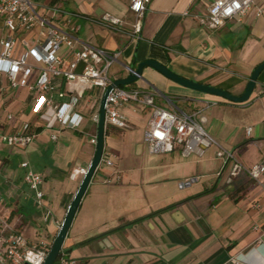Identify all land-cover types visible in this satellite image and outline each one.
Wrapping results in <instances>:
<instances>
[{"label": "crops", "instance_id": "crops-1", "mask_svg": "<svg viewBox=\"0 0 264 264\" xmlns=\"http://www.w3.org/2000/svg\"><path fill=\"white\" fill-rule=\"evenodd\" d=\"M212 1L150 0L137 33L130 0L44 4L88 19L108 15L120 21L111 27L82 20L76 35L78 48L85 43L120 51L111 66L116 67L110 71L112 80L126 77L125 67L151 59L180 77L240 95L264 62V0L255 3L263 10L260 17L252 9L241 22L229 20L215 30L201 27L195 18ZM130 86L156 91L162 107L169 99L184 111L200 109L204 129L242 165L264 160V70L249 99L239 104L184 88L150 67ZM73 95L54 98L65 102ZM100 98L98 89L78 96L74 111L82 119L76 129H47L30 116L29 90L9 89L0 74V247L20 235L32 254L49 249L83 177L71 174L87 169L94 155L91 140ZM121 111L128 127L108 126L104 134L103 151L114 156V167L94 172L62 245L66 257L74 264H232L235 257L241 264H264V174L257 182L244 173L218 177L223 161L215 156V147L188 157L179 149L149 154L142 144L148 109L127 104ZM25 122L33 134L30 143L8 146L2 138L26 133ZM24 162L26 169L20 166ZM27 169L43 176L39 202L23 180ZM115 175L117 182H105ZM189 178L196 180L179 189L178 183Z\"/></svg>", "mask_w": 264, "mask_h": 264}, {"label": "built area", "instance_id": "built-area-1", "mask_svg": "<svg viewBox=\"0 0 264 264\" xmlns=\"http://www.w3.org/2000/svg\"><path fill=\"white\" fill-rule=\"evenodd\" d=\"M150 0H130L128 8L135 15L133 32L140 30L139 20ZM259 0H213L206 10L195 15L201 27L215 30L221 28L229 20L241 22L254 9V15L260 17L263 10L255 7ZM188 15V13H184ZM90 20L104 26H115L120 23L108 15L100 19H88L86 16L68 12L55 4H44V0H0V74L7 81L11 90L26 88L32 95L30 116L37 117L47 129H76L81 116L76 113L78 96L87 90L98 89L100 96L112 83L110 68L118 61L120 51H108L100 47L81 43L76 37L80 31V21ZM81 65V71L76 72ZM128 73L133 72L125 67ZM36 72L34 79L32 75ZM60 79L59 83L56 82ZM64 86L65 89H62ZM74 94L68 101L61 99L66 93ZM161 95L151 89L138 87L115 86L108 94L105 104V127L117 129L128 127V121L121 111L122 106L136 104L149 111L146 129L142 135V144L149 154L159 155L179 149L183 157L191 154L201 155L204 150L215 147V156L222 160V168L218 177L227 173L230 178L240 173L250 179L259 181L264 174V160L249 167L242 165L232 150L220 147L215 139L204 129L206 118L200 109L184 111L167 99L168 106L157 103ZM216 104V102H213ZM11 116L7 115L6 119ZM98 122V115L94 116ZM26 133L4 136L2 139L8 146L25 147L33 134L29 131V123L23 124ZM251 127L246 128L247 136ZM95 144V138L91 140ZM21 168L26 169L27 163ZM114 167V156L102 153L97 167ZM86 168L75 169L71 177L83 176ZM28 189L34 199L39 202L43 192L41 184L43 176L26 170L24 177ZM118 176L108 178L106 183L117 182ZM196 178H189L178 183V188L190 186ZM1 203V199H0ZM23 239L13 235L4 247H0V264H41L47 251L36 250L35 262L29 260ZM232 264H241L238 258H230ZM58 264H74L61 252Z\"/></svg>", "mask_w": 264, "mask_h": 264}, {"label": "water", "instance_id": "water-1", "mask_svg": "<svg viewBox=\"0 0 264 264\" xmlns=\"http://www.w3.org/2000/svg\"><path fill=\"white\" fill-rule=\"evenodd\" d=\"M129 69H131L133 72L128 73L126 77L115 79L112 81L110 85L107 86L105 91L103 92L99 108H98V122H97V133L95 137V151L94 155L92 157L91 162L89 163L85 174L83 175L81 182L79 184V187L69 204L67 211L65 213V216L58 228V231L53 239L52 244L50 245L49 249L47 250L46 256L41 264H55L57 261V258L62 252V245L65 240V237L69 231V228L71 226L72 220L74 218V215L76 213V210L78 208V205L88 187V184L96 171L101 156L103 153V147H104V134H105V104L106 99L109 94V92L115 87V86H128L133 83H135L139 78L142 76V71L145 67H150L160 73L162 76H164L166 79H169L170 81L193 91L200 92L203 94L212 95L218 98H222L224 100H227L231 103L239 104L247 101L254 89L255 83L257 81L258 76L260 73L264 70V62L259 64L251 73L249 80L247 81L245 88L243 92L240 95H233L229 92L222 90L218 87H213L209 85H204L201 83H197L195 81L180 77L179 75L173 73L170 71L166 66L160 64L157 61L147 59L144 61H141L137 64L135 68L131 66H127ZM24 264H28L27 262Z\"/></svg>", "mask_w": 264, "mask_h": 264}, {"label": "bare ground", "instance_id": "bare-ground-1", "mask_svg": "<svg viewBox=\"0 0 264 264\" xmlns=\"http://www.w3.org/2000/svg\"><path fill=\"white\" fill-rule=\"evenodd\" d=\"M28 257H29V260H30V261L35 262V256H34V254L30 253V254L28 255Z\"/></svg>", "mask_w": 264, "mask_h": 264}, {"label": "trees", "instance_id": "trees-1", "mask_svg": "<svg viewBox=\"0 0 264 264\" xmlns=\"http://www.w3.org/2000/svg\"><path fill=\"white\" fill-rule=\"evenodd\" d=\"M63 253V252H62ZM61 257V254L59 255V257L57 258V261H56V263L55 264H58V262H59V258Z\"/></svg>", "mask_w": 264, "mask_h": 264}, {"label": "rangeland", "instance_id": "rangeland-1", "mask_svg": "<svg viewBox=\"0 0 264 264\" xmlns=\"http://www.w3.org/2000/svg\"><path fill=\"white\" fill-rule=\"evenodd\" d=\"M115 68H116L115 66L111 67V68H110V71L114 70Z\"/></svg>", "mask_w": 264, "mask_h": 264}]
</instances>
